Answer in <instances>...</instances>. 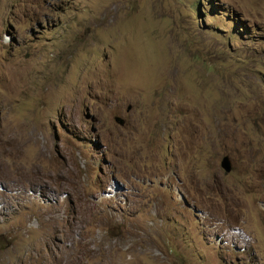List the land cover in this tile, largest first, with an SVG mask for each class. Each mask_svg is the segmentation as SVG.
Returning a JSON list of instances; mask_svg holds the SVG:
<instances>
[{
	"label": "rangeland",
	"instance_id": "374dc122",
	"mask_svg": "<svg viewBox=\"0 0 264 264\" xmlns=\"http://www.w3.org/2000/svg\"><path fill=\"white\" fill-rule=\"evenodd\" d=\"M0 264H264V0H0Z\"/></svg>",
	"mask_w": 264,
	"mask_h": 264
},
{
	"label": "water",
	"instance_id": "95a60500",
	"mask_svg": "<svg viewBox=\"0 0 264 264\" xmlns=\"http://www.w3.org/2000/svg\"><path fill=\"white\" fill-rule=\"evenodd\" d=\"M115 121L117 122V124L122 125L123 121L119 118H115ZM220 166L221 168L225 171V172H230L231 170V163L228 159V157H224L221 162H220Z\"/></svg>",
	"mask_w": 264,
	"mask_h": 264
},
{
	"label": "bare ground",
	"instance_id": "6f19581e",
	"mask_svg": "<svg viewBox=\"0 0 264 264\" xmlns=\"http://www.w3.org/2000/svg\"><path fill=\"white\" fill-rule=\"evenodd\" d=\"M41 243V242H40ZM42 244V243H41ZM38 249V248H37ZM47 252V251H46ZM43 253V252H42Z\"/></svg>",
	"mask_w": 264,
	"mask_h": 264
},
{
	"label": "clouds",
	"instance_id": "9594fccd",
	"mask_svg": "<svg viewBox=\"0 0 264 264\" xmlns=\"http://www.w3.org/2000/svg\"><path fill=\"white\" fill-rule=\"evenodd\" d=\"M221 162V161H220ZM221 167V166H220ZM231 171V170H230ZM227 173V172H226ZM229 173V172H228Z\"/></svg>",
	"mask_w": 264,
	"mask_h": 264
}]
</instances>
